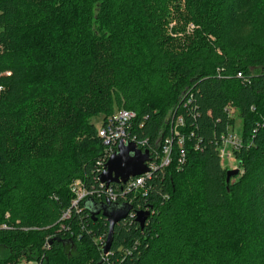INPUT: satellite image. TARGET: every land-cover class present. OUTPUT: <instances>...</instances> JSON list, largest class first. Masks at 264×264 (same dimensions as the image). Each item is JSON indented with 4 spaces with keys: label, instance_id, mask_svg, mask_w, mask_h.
I'll use <instances>...</instances> for the list:
<instances>
[{
    "label": "trees",
    "instance_id": "obj_1",
    "mask_svg": "<svg viewBox=\"0 0 264 264\" xmlns=\"http://www.w3.org/2000/svg\"><path fill=\"white\" fill-rule=\"evenodd\" d=\"M117 109L134 113L127 132L154 163L181 117L185 162L174 142L146 196L126 195L144 225L128 213L103 253L102 212L121 202L95 194L118 143L95 120ZM231 110L243 126L227 180ZM75 180L90 195L61 220ZM21 258L264 264V0H0V264Z\"/></svg>",
    "mask_w": 264,
    "mask_h": 264
},
{
    "label": "built area",
    "instance_id": "obj_2",
    "mask_svg": "<svg viewBox=\"0 0 264 264\" xmlns=\"http://www.w3.org/2000/svg\"><path fill=\"white\" fill-rule=\"evenodd\" d=\"M134 113L126 109H117L111 115H109L103 124L98 128V135L104 140V142H113L117 144L120 140L123 142H134L136 148L144 151L146 147L145 140H137L134 136H130L127 132V128L131 125L134 119ZM184 128V122L181 117L173 120L169 125V133L159 141L160 155L157 163L147 162L148 172L141 174L139 176L130 177L125 183L117 184L120 188L116 190L109 184L107 187L103 183H100V191L95 195L97 198H105L111 203H119L129 205L132 208V200L127 194H132L131 196H140L144 198L147 194L146 180L154 173L158 168H167L172 162V149L174 142L178 147L179 155L175 161L176 165L180 167L185 162L184 156V135L181 133V129ZM239 138L231 133H227L222 136V144L219 147L222 154L224 153V147L228 146V143L233 145H239ZM223 147V148H222ZM110 156V155H109ZM103 170V169H102ZM71 191L74 197L71 199L70 207L66 208L60 219L67 220L70 218L73 210L79 211L81 209V202L86 199L90 192H88L81 184L79 180H75L71 184ZM121 200V201H120ZM134 211H128L132 217L135 218V213L137 211L146 210L145 208H140L136 205ZM21 264H38L33 260H24Z\"/></svg>",
    "mask_w": 264,
    "mask_h": 264
},
{
    "label": "water",
    "instance_id": "obj_3",
    "mask_svg": "<svg viewBox=\"0 0 264 264\" xmlns=\"http://www.w3.org/2000/svg\"><path fill=\"white\" fill-rule=\"evenodd\" d=\"M151 160L147 150L141 151L136 148L134 142H123L120 140L117 144L115 152H113L103 165V170L98 176L100 183L107 187L111 183H125L130 177L139 176L148 172L147 162ZM238 173V169L227 170L226 179ZM112 209L109 212H102L108 222V233L103 246V253H107L113 238V227L120 220L124 219L130 206L126 204H111ZM105 209V208H103ZM101 207L95 208L91 212L92 216L100 213ZM148 211H137L135 213V221L142 227L148 218ZM51 242V241H49Z\"/></svg>",
    "mask_w": 264,
    "mask_h": 264
},
{
    "label": "rangeland",
    "instance_id": "obj_4",
    "mask_svg": "<svg viewBox=\"0 0 264 264\" xmlns=\"http://www.w3.org/2000/svg\"><path fill=\"white\" fill-rule=\"evenodd\" d=\"M251 5V1L249 3ZM241 29L239 28V30L237 31L238 34L237 36L240 37V36H245L246 33H247V26H246V22L244 21L242 24H241ZM230 115L234 118V122H233V125L232 127L230 128V133L231 134H234L236 136V138L240 137L241 135V132H242V126H243V122H242V119L237 115L236 111L234 110H231L230 111ZM95 125L97 126V128L100 127L101 123L99 121V119L95 120ZM229 145L228 146H225L223 149H224V153L222 154V151H220L219 149V153H220V158H221V163L224 165V166H227L229 168V170L231 169H238V167L236 166V163H235V160H234V157L233 155L231 154V151L230 149L233 148V147H237V145H233L231 143H228ZM25 259L24 258H21L20 261L17 263V264H21Z\"/></svg>",
    "mask_w": 264,
    "mask_h": 264
}]
</instances>
